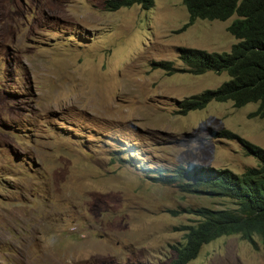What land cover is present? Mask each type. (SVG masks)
Here are the masks:
<instances>
[{
    "label": "rangeland",
    "instance_id": "374dc122",
    "mask_svg": "<svg viewBox=\"0 0 264 264\" xmlns=\"http://www.w3.org/2000/svg\"><path fill=\"white\" fill-rule=\"evenodd\" d=\"M105 5L0 0V264H169L194 211L226 203L150 175L258 164L219 137L228 130L264 148V117L251 116L258 103L175 113L227 72L168 75L151 65L183 66L177 46L231 52L237 15L175 33L189 20L183 0ZM189 264H264V243L222 236Z\"/></svg>",
    "mask_w": 264,
    "mask_h": 264
},
{
    "label": "trees",
    "instance_id": "16d2710c",
    "mask_svg": "<svg viewBox=\"0 0 264 264\" xmlns=\"http://www.w3.org/2000/svg\"><path fill=\"white\" fill-rule=\"evenodd\" d=\"M190 21L186 29L198 18L225 20L238 13V19L229 31L241 41L231 53H208L204 50L179 48L180 58L187 68L180 70L173 62L158 61L153 65L172 74L188 71L202 74L209 70L228 71L231 79L218 89L206 90L182 101H177V113L204 108L210 101H233L236 107L258 102L256 114L264 116V0H184ZM140 4L144 8L154 0H107L106 8L114 11L124 6ZM248 151L260 160L258 167L248 168L242 175L230 171L194 167L177 173H158L152 176L163 185L178 184L186 192H204L225 199V207H203L196 210L198 220L184 225L186 243L175 245L177 252L169 264H188L196 258L206 243L219 237L241 234L252 242L258 235L264 241V149L246 141ZM189 178V180H187ZM188 181V182H187Z\"/></svg>",
    "mask_w": 264,
    "mask_h": 264
},
{
    "label": "clouds",
    "instance_id": "9594fccd",
    "mask_svg": "<svg viewBox=\"0 0 264 264\" xmlns=\"http://www.w3.org/2000/svg\"><path fill=\"white\" fill-rule=\"evenodd\" d=\"M107 1V0H106ZM155 1L156 0H154V5L152 6V7H150V8H144L142 5H140V4H134V5H140L141 7H143L144 9H152L154 6H155ZM183 3L185 4V6H186V8H187V10H188V12H189V9H188V7H187V5H186V3H185V1L183 0ZM134 5H132V6H134ZM106 6V5H105ZM132 6H124V7H132ZM121 8H123V7H121ZM121 8H119V9H121ZM106 10H108L107 8H105ZM119 9H117V10H119ZM117 10H114V11H117ZM108 11H111V10H108ZM112 12V11H111ZM234 15H237V18H235L234 20H232V22L227 26V31L231 34V35H233L236 39H238L239 41L237 42V43H239L241 40L239 39V38H237L234 34H232L230 31H229V27L234 23V21H236V20H238V19H243L244 17H241L238 13H234L232 16H230L229 18H227V19H225V20H228V19H230V18H232ZM198 19H207V20H222V19H218V18H215V19H211V18H198ZM198 19H196V21L198 20ZM225 20H222V21H225ZM189 21H190V12H189V20L182 26V27H180V28H177L178 30L175 32V33H177V32H183V31H185V30H187L190 26H192L193 24H195L196 23V21L193 23V24H190L186 29H183L184 28V26L186 25V24H188L189 23ZM236 43V44H237ZM236 44H234L233 45V47H232V50H231V52L233 51V48H234V46L236 45ZM179 48H192V49H199V50H204V51H207L208 53H231V52H227V51H223V52H211V51H208V50H206V49H201V48H193V47H185V46H177L176 47V54H177V56H178V59L183 63V66H179V64H176V61L175 60H168V59H152V62H151V65H152V67H153V69H161V70H163V71H165L168 75H173V74H175V73H177V72H186V73H190V74H193V75H201V74H194V73H191V72H188V71H176V72H173L172 74H170V72L169 71H167V70H165V69H163V68H160V67H155L153 64L154 63H156V62H158V61H170V62H173V64H174V66L176 67V68H179L180 70H182V69H185V68H187V66H186V63L180 58V55H179ZM180 62V63H181ZM209 71H214V70H209ZM206 72H208V71H206ZM206 72H204V73H206ZM214 72H216V73H222V72H227L228 73V75L230 76V79H231V75L229 74V72L228 71H221V72H217V71H214ZM204 73H202V74H204ZM229 79V80H230ZM228 80V81H229ZM225 82H227V81H225ZM224 82V83H225ZM224 83H222L219 87H221ZM219 87H217V88H214V89H218ZM206 90H213V89H205L204 91H202L201 93H198V94H194V95H199V94H202L203 92H205ZM194 95H191V96H188V97H186V98H189V97H192V96H194ZM186 98H184V99H186ZM184 99H182V100H184ZM182 100H178V101H182ZM212 101H216V100H212ZM212 101H210V102H212ZM229 101H231V100H229ZM209 102V103H210ZM218 102H220V101H218ZM226 102H228V101H226ZM209 103L204 107V108H201V109H194V110H202V109H205L208 105H209ZM249 103H258V102H248L247 104H249ZM232 104H233V106L235 107V108H242L243 106H245V105H247V104H245V105H243V106H241V107H236L235 105H234V102L232 101ZM259 104V103H258ZM259 106H260V104H259ZM259 106H258V108H257V110L256 111H254V112H252L251 113V116L252 117H255V116H258V117H264V116H262L261 114H256V112L259 110ZM194 110H190V111H188L187 113H177V109H176V114H180V115H187L189 112H191V111H194ZM219 135V134H218ZM219 137H226V138H229V139H236L237 141H239L240 142V144H242L243 145V147L245 148V150H246V153L248 154V155H252V156H254L256 159H257V161H258V164L256 165V166H250V167H247L243 172H241V173H236V172H234L233 170H231L230 168H215V167H211V166H203V165H199V164H194V165H196V166H192L191 168H189V169H192V168H194V167H202V168H207V169H215V170H225V169H229L230 171H232L233 173H235V174H237V175H242L244 172H246V170L248 169V168H252V167H258L259 166V164H260V160L256 157V155H254V154H252V153H250L249 151H248V149H247V147H246V145H245V142L244 141H246V142H248V143H250V144H253V145H255V146H258V147H260V148H262V149H264L263 147H261V146H259V145H257V144H255V143H252V142H250V141H248L246 138H243V137H241V136H239V135H237V134H235V133H233V132H231V131H228V130H225V131H222V132H220V135H219ZM189 169H186V168H181V167H179V168H177V169H175V170H159L160 172H163V173H171V174H175V173H177L176 171H183V170H189ZM160 172H158V173H160ZM152 176H158V175H150V178H152ZM153 179V178H152ZM187 180H189V178L187 179ZM155 181V180H154ZM158 182V181H157ZM188 182V181H187ZM161 183V182H160ZM168 186V185H167ZM170 186H179L177 183L176 184H173V185H170ZM179 187H181V186H179ZM182 188V187H181ZM183 190V189H182ZM186 192V191H185ZM187 193H190V192H187ZM191 193H199V194H205L206 196H208V197H211V198H218V197H212V196H210V195H208V194H206V193H204V192H200V191H196V192H191ZM203 207H206V206H203ZM203 207H200V208H203ZM225 207V206H224ZM223 207V208H224ZM210 208H213V207H210ZM215 209H221V208H215ZM197 210V209H196ZM196 210L194 211V213L197 215V213H196ZM198 215H197V220H198ZM196 220V221H197ZM195 221V222H196ZM194 222V223H195ZM194 223H192V224H194ZM185 225H189V224H185ZM183 227L184 226H182V228H181V230L182 231H184L185 232V235H184V239H185V242H181V243H179L178 245H181V244H185L186 243V241H187V239H186V231L185 230H183ZM232 235H240L241 236V234H232ZM225 236H229V235H225ZM242 237V236H241ZM256 237H259L260 239H261V237L260 236H258V235H256V236H254V241L255 242H252V241H250V240H248V239H245V238H243V239H245V240H247V241H249V242H251L252 244H254V245H256ZM220 238V237H219ZM218 239V238H217ZM216 240V239H215ZM214 241V240H213ZM263 243H264V241L263 240H261ZM212 242V241H211ZM210 243V242H209ZM206 244H208V243H206ZM206 244H204V245H206ZM177 245V246H178ZM203 245V246H204ZM175 246V245H174ZM173 246V247H174ZM203 246H202V248H203ZM202 248H201V250H200V252H199V254H198V256L200 257V253H201V251H202ZM175 252H176V250H175ZM176 256H177V252H176V255H175V257L174 258H176ZM197 256V257H198ZM196 257V258H197ZM174 258H172V260L174 259ZM196 258H194V259H196ZM193 259V260H194ZM171 260V261H172ZM198 260V259H197ZM170 261V262H171ZM192 261V260H191ZM190 261V262H191ZM169 262V263H170ZM189 262V263H190ZM188 263V264H189Z\"/></svg>",
    "mask_w": 264,
    "mask_h": 264
}]
</instances>
